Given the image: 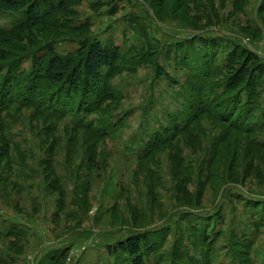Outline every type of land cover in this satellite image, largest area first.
<instances>
[{"label": "rangeland", "instance_id": "1", "mask_svg": "<svg viewBox=\"0 0 264 264\" xmlns=\"http://www.w3.org/2000/svg\"><path fill=\"white\" fill-rule=\"evenodd\" d=\"M76 11L82 32L34 28L0 47L22 76L45 42L60 54L83 38L117 47L122 63L102 71L113 99L79 118L107 133L33 108L2 113L0 264H49L63 250L65 264H130L115 248L138 234L146 264H264V90L255 106L223 90L231 49L264 64V0H82ZM22 19L0 9V30Z\"/></svg>", "mask_w": 264, "mask_h": 264}, {"label": "trees", "instance_id": "2", "mask_svg": "<svg viewBox=\"0 0 264 264\" xmlns=\"http://www.w3.org/2000/svg\"><path fill=\"white\" fill-rule=\"evenodd\" d=\"M81 1L0 0L1 10L23 13V19L17 22L11 30H0V43L23 41L22 33H30L34 28L55 30L68 24L67 26H72L73 32L84 31L81 30V26L73 25L71 18L77 13L76 6ZM100 5L104 4H93L92 8ZM201 42L213 51L212 40H201ZM44 45V53L32 57V71L26 76L21 75L20 60H9L5 49L0 47V122L2 113H8L12 106L17 105V107L33 108L38 115L60 120L67 119L69 123L89 130L96 137H104L107 133L106 128L102 132H100V128H86L83 118H79L92 111H98L103 96L110 100L113 99L111 98L113 91L102 71L104 68L113 71L118 69L119 62L122 63L119 49L89 38L81 39L75 51L65 54L57 53L49 42H45ZM152 56L151 52L147 51L146 62H151ZM3 67H6L5 71ZM154 67L158 76L170 80L169 74L162 68ZM223 69L229 72L223 85L224 92L234 94L236 97L246 92L244 103L247 102L251 105L259 100L260 94L264 90V64L259 56L245 48L235 47L226 57V65ZM99 90L102 94L100 97L96 96V92ZM92 91L95 93L93 97ZM41 96L48 97L47 101L40 100ZM78 96L79 98L76 99ZM62 97L63 99H61ZM54 100L55 103L52 104L51 101ZM75 101H77L76 107L71 108L70 105ZM45 103L49 107L47 110L44 109ZM260 129L262 128H256L254 132L253 127L248 126L243 128V131L256 133ZM0 140L4 142L0 156L7 157L10 150L8 145H11V142L6 140L4 134L0 136ZM48 155L49 157L42 162L46 176L51 175L54 171V169L52 170L54 158L52 153H48ZM88 161L92 167L97 164L93 156H90ZM50 167L51 169H48ZM54 181L57 183V178H54ZM115 250L126 254L130 264H146L145 256L152 253V247L143 234L133 235L118 242ZM66 259L67 253L63 250L54 254L49 264H65Z\"/></svg>", "mask_w": 264, "mask_h": 264}]
</instances>
